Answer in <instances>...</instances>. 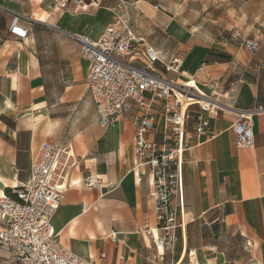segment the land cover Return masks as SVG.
<instances>
[{"label": "crops", "instance_id": "obj_1", "mask_svg": "<svg viewBox=\"0 0 264 264\" xmlns=\"http://www.w3.org/2000/svg\"><path fill=\"white\" fill-rule=\"evenodd\" d=\"M119 1L76 9L52 8L48 0H0V199L29 181L43 144L61 145L67 155L56 179L67 190L51 232L74 255L98 264H175L192 252L196 264H264V112L252 116L251 148L237 150L232 131L239 112L264 109V9L252 8L264 0H125L133 34L162 64L178 63L175 73L160 63L154 72L191 84L217 107L213 114L189 110L190 149L182 167L186 227L164 254L143 232L154 226V213L151 178L135 169L136 106L130 102L114 128L100 126L86 90L89 62L75 39L97 41ZM14 16L27 31L23 41L9 33ZM240 40H255L259 52L251 55ZM147 99L161 116L160 104ZM197 116L207 121L200 138ZM87 176L116 188L84 187ZM156 254L163 256L151 261ZM9 257L0 248V260Z\"/></svg>", "mask_w": 264, "mask_h": 264}, {"label": "built area", "instance_id": "obj_2", "mask_svg": "<svg viewBox=\"0 0 264 264\" xmlns=\"http://www.w3.org/2000/svg\"><path fill=\"white\" fill-rule=\"evenodd\" d=\"M48 1L52 8L71 4L76 9L87 5L98 8L102 3V0ZM130 6L125 0L118 2L111 23L97 41L87 37L75 39L81 56L89 62L86 90L94 101L100 126L114 128L129 113V103L136 106L131 142L135 169L144 170L151 178L154 213V226L146 227L143 232L156 252L164 254L172 250L177 231L183 236L186 227L182 167L190 149L186 133L189 110L198 106L200 112L213 114L217 107L195 88L154 72L155 64L160 63L165 72L175 73L178 63L162 64L154 48L133 34L129 25ZM18 19L12 18L9 33L23 41L27 31L19 26ZM233 38L240 39L238 32L233 33ZM240 46L251 55L260 49L255 40H240ZM147 95L160 104L161 116L152 112ZM192 99L197 103L193 104ZM263 112L258 107L238 113L232 126L237 150L254 145L251 119ZM206 129L207 121L197 116L196 137L206 136ZM66 155L61 145L43 144L33 162L29 181L0 199V248L10 255L0 260L2 264H98L93 257H78L62 247L51 232V220L67 190L66 183L56 179L60 162ZM82 185L108 192L116 188L113 184L103 185L92 176L84 178ZM82 207L85 210V204ZM111 240L120 245L115 234H111ZM163 254H156L150 260L158 262ZM193 258V253L188 252L186 262L182 258L175 264H196Z\"/></svg>", "mask_w": 264, "mask_h": 264}, {"label": "rangeland", "instance_id": "obj_3", "mask_svg": "<svg viewBox=\"0 0 264 264\" xmlns=\"http://www.w3.org/2000/svg\"><path fill=\"white\" fill-rule=\"evenodd\" d=\"M262 3H263V2H262ZM262 3H259V4H258V2L255 3L254 6H252V8H255V9H257V10H259V9H264V6H262ZM0 264H2L1 261H0Z\"/></svg>", "mask_w": 264, "mask_h": 264}, {"label": "bare ground", "instance_id": "obj_4", "mask_svg": "<svg viewBox=\"0 0 264 264\" xmlns=\"http://www.w3.org/2000/svg\"><path fill=\"white\" fill-rule=\"evenodd\" d=\"M186 84H187V85H189L190 87L194 88V87H193L191 84H188V83H186ZM192 100H193V101H192V102H193V104H194V103H197V101H196V100H194V99H192Z\"/></svg>", "mask_w": 264, "mask_h": 264}, {"label": "trees", "instance_id": "obj_5", "mask_svg": "<svg viewBox=\"0 0 264 264\" xmlns=\"http://www.w3.org/2000/svg\"><path fill=\"white\" fill-rule=\"evenodd\" d=\"M6 194H7V195H11V193H10L9 191H6Z\"/></svg>", "mask_w": 264, "mask_h": 264}]
</instances>
